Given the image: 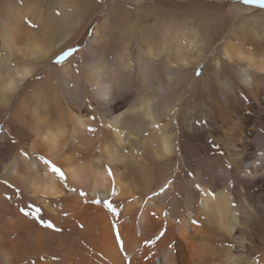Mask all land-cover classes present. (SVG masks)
Masks as SVG:
<instances>
[{"label": "bare ground", "instance_id": "6f19581e", "mask_svg": "<svg viewBox=\"0 0 264 264\" xmlns=\"http://www.w3.org/2000/svg\"><path fill=\"white\" fill-rule=\"evenodd\" d=\"M50 3L60 5L59 18L51 12L43 19L36 0L0 3V121L3 114L10 117L12 102L26 86L52 67L50 58L75 43L104 6L98 9L96 0ZM75 7L80 12L74 16ZM112 8L108 15L117 7ZM245 10H249L246 5L231 4L227 16L239 22L249 15H244ZM24 15L36 27L19 41ZM123 17L118 16L121 26L106 24V33L102 27L94 28L87 47L80 51L88 58L85 75L73 56L71 63L60 67L59 86L72 106L68 118L56 103L49 113V96L42 90L33 101L20 104L18 122L29 130L22 146L7 157L10 144L0 138V264H264V234L257 226L264 217V198L248 200L252 190L264 193V151L251 141L252 127L229 132L223 125L195 128L193 142L203 152L211 147L213 134L219 137L231 169L219 157L184 155L181 148L190 147L188 140L167 125L155 127L169 113L174 101L169 93L188 76V65L198 64L214 45L225 62L237 68L240 84L227 81L223 94L224 102L233 107V119L239 122L240 112L248 106L257 111L253 119L259 124L264 106L258 90L264 83V12L251 16L244 26L249 35L244 38L234 32L232 37L214 39L210 29L188 18L178 22L156 17L138 25L141 49L135 56L136 73H132V57L126 54L135 24ZM109 36L110 46L120 48L109 50L108 55L102 46ZM89 87L104 128L96 129L89 118L93 116L86 112L81 89ZM88 127L96 131L89 132ZM21 150L29 157L22 156ZM41 155L63 168L67 187L37 159ZM106 167L113 169L120 193L113 199L118 204L123 201L116 221L102 205L91 203L97 193L105 196L110 183ZM178 168L188 187L179 185ZM169 180L172 184L164 194L145 202ZM196 184L205 191H197ZM8 185L20 188L22 195L15 196ZM81 188L87 199L80 197ZM208 190L214 191V198L206 194ZM30 203L41 207L42 218L51 219L62 231L44 228L22 215L19 209ZM113 222L120 226L126 251L116 242ZM165 226L163 239L155 245L144 243Z\"/></svg>", "mask_w": 264, "mask_h": 264}, {"label": "rangeland", "instance_id": "374dc122", "mask_svg": "<svg viewBox=\"0 0 264 264\" xmlns=\"http://www.w3.org/2000/svg\"><path fill=\"white\" fill-rule=\"evenodd\" d=\"M6 1L9 0H0V3H4ZM36 1L38 3V8L40 9L41 14L43 15V19L46 18L45 15L47 13L50 16L51 12L55 17H60V5L52 7L50 0ZM96 1L100 5L98 9H100L102 5H104L102 10L94 14L93 19L87 25V27L84 28L82 35H80L76 39L75 43L64 47V49L68 47L79 48V51L73 55L75 59L73 60V57L71 59L73 60L74 64L81 66V69L83 70L82 73L84 75V65L85 61L88 62V58H86V53L80 54V51H84L85 47H87L95 27H102L104 33H106L107 30L104 27L106 24L114 26H116L117 24L120 25L121 20H119L118 16H124L123 18H127L129 21H132L135 24V26H133L132 28V33L128 37L129 41L126 54L128 53V55L132 57L134 66L132 73H136L138 71V61L137 57L135 56L137 55V49H141V46L139 45L141 41V35L136 28L138 27V25H142L145 22H154L156 20V17L157 19H173L178 22L184 20L185 18H188V22L198 21L200 23V26L203 24L202 28H205V30L208 29V31L210 29L211 31L209 32L213 34L214 39H221L223 37L228 38L229 36L232 37L234 32H237L238 36L244 38L248 37L249 35L247 33L249 29L245 31L246 28L244 26L249 24L252 18L251 16L262 14L264 12L255 6H246L247 8H249V10H245L244 15L247 13H249V15L242 21L239 20L238 22V20L227 16V11L228 6L231 4H239L243 6L244 4H242L240 0H139V5L133 1ZM113 6H116L117 8L115 9V11H112V14L108 15V12L113 9ZM148 8L151 10H149ZM77 12L78 7H75V9H73V15L75 16ZM26 20H30L32 24L35 25V22H33V20L29 18V15H24L22 26L24 25L26 29L22 26H19L21 30V33L19 32V41L23 39L22 36L26 37L28 33L32 31L33 27L26 23ZM209 23L211 25H209ZM248 28H250V26ZM106 39V43L104 44V46H102L106 54L109 53V50L113 52L120 48V45H113V47L110 46L113 44V39L111 36ZM110 40L112 44L110 43ZM258 49L259 48H255V50ZM204 55L205 56L198 64H194L192 66L188 65V68L190 67L187 71L188 76L185 77L184 81H182L181 84L175 88L173 93H169L174 99L173 105L171 106L170 110L167 111L169 113L163 114L158 120L157 124L167 125V127L172 128L173 131H178L182 140H188L190 143V147L187 145H182L181 149L183 150L184 155L194 157V159H198L207 154L212 157H219L222 162L229 163V160H227V148H225V145L222 143V141L218 139V136L213 134V137H210V139L212 140H210L212 142V145L209 149H207V152L199 150L197 144L193 142V135L197 134L195 128H200L199 126H202L203 128L208 129L209 126L213 124L219 127H222L221 125H223V127L226 128L228 132L230 130L232 131L233 128L234 130L238 129L243 131V129L245 128L252 127L255 133L251 141L253 142L255 147H259L258 149L260 151H264V106L262 107V117L259 120V124H255L256 120L253 119L257 115V111L254 113L253 110H251V108L248 106L246 107V109H243L240 112L242 117L239 122L233 119V117L235 118V113L231 111L233 107L228 106V104L224 102L223 94L227 81L232 84H240L236 73L237 68L232 64H229V62H225L223 55H221V51L217 49L215 45L214 47H211L209 51L205 52ZM54 56L51 57L49 61L52 67L47 71H41V74H39L37 80L31 82L28 86H26L24 92L14 99V102H12V111H10L9 113L10 117L8 118V116H5L6 114H3V119L0 121V127H2L3 129V131L0 132V138L4 136V138H6L8 143L10 144L9 154L7 155V157L12 156L16 149L22 146L21 142L25 140L24 138H26L27 133H29V130L18 122V114L21 112V105L23 101L26 103H29V101H33L35 94L43 90L42 92L45 91V94L47 92V95L49 96V113L55 111L53 105L54 103H56L58 105L57 109L63 112L66 115V118H68L67 113L72 109V106L69 104V100L66 98V96H64V94H62L61 92V86H59V82L62 80V78L59 77V73L60 67L62 66L54 65L51 63V60L54 58ZM67 62H65L63 65H65ZM71 62L72 61L68 63ZM198 67L203 68V73L199 77L195 75L194 71ZM133 77H135L136 80L141 79L137 76ZM135 88L136 85L134 86V89ZM91 89V87L87 89H81V98L85 101L84 106L86 112L95 117V119L93 120L94 127H96V129L104 128V123L103 121L101 122L100 119L101 114H99V110L96 107V101L92 98L93 95H91ZM258 90L261 93V97H264V83H261V86ZM246 94L251 95L248 92H246ZM133 96L134 99H137L138 97V95L135 93ZM87 102L88 106L90 107L89 109H87ZM231 105L233 104L231 103ZM173 114L174 117H172ZM26 115H28V111L26 112ZM0 116L2 117V115ZM249 119L251 120L249 121ZM193 123L195 124V126H192ZM217 145L221 146L222 151L225 153L223 156H221L220 151L216 149ZM182 168L187 169L188 167ZM179 173V176L181 177L179 185L183 186L184 188L188 187V183L186 181L187 179L184 177L183 172H180L179 170ZM248 197L247 198L249 201H259L262 197L264 198V193L252 190L248 193ZM257 226L260 227L262 233L264 234V217L262 220L260 219L258 221ZM255 256L256 254H252L251 257L254 258Z\"/></svg>", "mask_w": 264, "mask_h": 264}, {"label": "snow or ice", "instance_id": "6c2138e0", "mask_svg": "<svg viewBox=\"0 0 264 264\" xmlns=\"http://www.w3.org/2000/svg\"><path fill=\"white\" fill-rule=\"evenodd\" d=\"M240 2L246 6H255L258 9L264 11V0H240ZM26 23H28L33 28L36 27V25H33L30 20H26ZM78 51H79L78 47L65 48L54 56V58L51 60V63L54 65L63 66V64L65 62H67L69 60V58L72 57ZM75 67H77V71H78V66H75ZM194 71H195V75L197 77H199L203 73V68L198 67ZM89 118L93 119V120L95 119L94 116L89 117ZM109 127H111V125H109ZM155 127L158 128V127H160V125L156 124ZM87 130L89 132H95L96 131V129H94L92 127H88ZM2 131H3V129H2V127H0V132H2ZM216 149L218 151H220L221 156H223L225 154L222 151L221 146L217 145ZM21 155L24 156L25 158L29 157V153H27L24 150H21ZM261 156H264V153H261ZM37 159L39 161H41L51 171V173H53L60 181H62L65 187H67L68 177L65 174V172L63 171V168L61 166H58L51 159H49L45 156H42V155L38 156ZM224 167L226 169H231L232 165H231V163H225ZM105 171L107 173V176L110 178V183H109L108 187L105 189V196L103 198H101L99 193H97L96 196L91 200V203L97 204V205H102L103 208L109 214H111V216L114 218V221H116V220H118V218H119V216L123 210V201H121L118 204L113 199V197L120 195V193L116 187V178H115V173L113 172V169L111 167H106ZM190 175H192V174H190ZM4 183L7 184V181H4ZM171 184H172L171 180L166 182L162 187L159 188L158 191L153 192L151 196L146 197L145 202H147V200H149V199H152L153 197H157V196L164 194ZM8 187L14 188V195L15 196H21L22 195L21 189L16 187L15 185H8ZM195 187H196L197 191H200V192L205 191L204 189L201 188L200 184H196ZM70 190L73 192L77 191L76 188H72ZM206 194L213 196V198L215 197V193L212 190H208L206 192ZM79 195H80V197H82L84 199H87V197H88V193L83 188H81L79 190ZM5 198L11 199L12 197L6 195ZM133 199H136V197H133ZM129 202H131V201H129ZM19 211L25 217H31L33 220H35L37 223H39L44 228L53 229L56 232L62 231V229L58 228L51 219H49V220L43 219L41 216V213L43 211L42 208L35 205V204H31V203L27 204L24 207H21L19 209ZM64 215H67V213H64ZM151 215L154 218L156 216L155 213H151ZM164 216H165V218H167V216H168L167 211L164 212ZM193 223H195V221H193ZM78 226L81 229H83L85 227L84 224H79ZM112 229H113L114 236H115L116 242H117L120 250L126 251V245H125V242L122 238L119 224L116 222H113L112 223ZM166 232H167V228L165 226L162 229H160L157 233H155L150 239L145 240L144 243L147 245H155L158 241H160L161 239L164 238V236L166 235Z\"/></svg>", "mask_w": 264, "mask_h": 264}]
</instances>
